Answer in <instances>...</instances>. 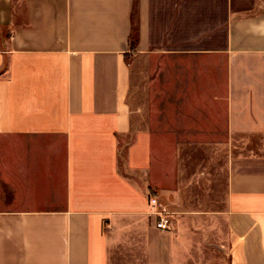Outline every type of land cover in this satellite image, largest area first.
<instances>
[{
    "label": "crops",
    "instance_id": "1",
    "mask_svg": "<svg viewBox=\"0 0 264 264\" xmlns=\"http://www.w3.org/2000/svg\"><path fill=\"white\" fill-rule=\"evenodd\" d=\"M130 55L200 60L203 129L264 134V0H0V264H189L152 215L161 138L134 127ZM249 152L227 165L229 264H264Z\"/></svg>",
    "mask_w": 264,
    "mask_h": 264
},
{
    "label": "rangeland",
    "instance_id": "2",
    "mask_svg": "<svg viewBox=\"0 0 264 264\" xmlns=\"http://www.w3.org/2000/svg\"><path fill=\"white\" fill-rule=\"evenodd\" d=\"M129 59L134 127L161 138V150L154 155L155 164L161 162V170L154 177L166 183L159 196L173 213L172 232H182L186 237L189 264H229L222 220L228 161L232 154L250 153V148L264 155V134L232 138L217 115L210 116L208 130L203 129L201 105L189 103L191 93H200L190 86L200 81V60L167 55H130ZM125 235L135 241L133 232Z\"/></svg>",
    "mask_w": 264,
    "mask_h": 264
},
{
    "label": "built area",
    "instance_id": "3",
    "mask_svg": "<svg viewBox=\"0 0 264 264\" xmlns=\"http://www.w3.org/2000/svg\"><path fill=\"white\" fill-rule=\"evenodd\" d=\"M152 215L156 217V227L162 231H172L174 226L173 213L161 202L160 198H151Z\"/></svg>",
    "mask_w": 264,
    "mask_h": 264
},
{
    "label": "trees",
    "instance_id": "4",
    "mask_svg": "<svg viewBox=\"0 0 264 264\" xmlns=\"http://www.w3.org/2000/svg\"><path fill=\"white\" fill-rule=\"evenodd\" d=\"M138 42H139V27L136 23H134L132 33L130 36V48L132 51L136 50ZM149 195H150V198L152 197L160 198L159 192L156 189L151 188V187L149 188Z\"/></svg>",
    "mask_w": 264,
    "mask_h": 264
}]
</instances>
